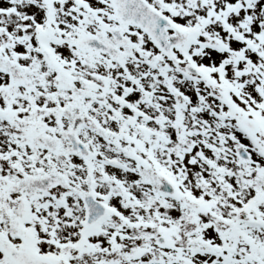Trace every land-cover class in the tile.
Here are the masks:
<instances>
[{
  "label": "snow or ice",
  "instance_id": "1",
  "mask_svg": "<svg viewBox=\"0 0 264 264\" xmlns=\"http://www.w3.org/2000/svg\"><path fill=\"white\" fill-rule=\"evenodd\" d=\"M0 264H264V0H0Z\"/></svg>",
  "mask_w": 264,
  "mask_h": 264
}]
</instances>
